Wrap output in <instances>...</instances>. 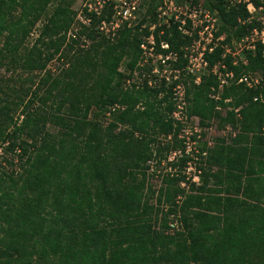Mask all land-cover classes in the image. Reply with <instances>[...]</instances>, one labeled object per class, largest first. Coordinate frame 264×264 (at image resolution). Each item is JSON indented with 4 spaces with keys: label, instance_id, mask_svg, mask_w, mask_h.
<instances>
[{
    "label": "trees",
    "instance_id": "trees-1",
    "mask_svg": "<svg viewBox=\"0 0 264 264\" xmlns=\"http://www.w3.org/2000/svg\"><path fill=\"white\" fill-rule=\"evenodd\" d=\"M75 2L0 0V147L8 144L6 163L14 168L16 155L20 170L0 166V264H264V104L254 101L264 98V59L258 44L235 66L224 49L234 51L233 42L260 24L248 21L246 5L207 0L218 13L217 37H224L208 61L224 63L236 78L257 74L263 84L250 90L234 82L218 104L209 98L215 77L192 87L190 114L203 127L215 120L237 134L229 143L218 138L199 186L186 193L182 178L167 177L154 190L148 162L155 151L162 159L180 145L157 139L176 130L172 105L168 95L125 90L119 69L136 67L150 34L143 26L158 5L114 39L90 30L92 45L81 50L67 41ZM252 2L264 11L263 0ZM111 10L94 18V27ZM160 31L157 42L182 54L189 39L177 26ZM54 61L64 68L50 70ZM114 104L126 110L104 126ZM176 220L181 230L171 232Z\"/></svg>",
    "mask_w": 264,
    "mask_h": 264
},
{
    "label": "built area",
    "instance_id": "built-area-1",
    "mask_svg": "<svg viewBox=\"0 0 264 264\" xmlns=\"http://www.w3.org/2000/svg\"><path fill=\"white\" fill-rule=\"evenodd\" d=\"M223 1L229 8L246 5L250 14L248 21L255 19L260 24L259 28L252 30L242 40L233 42L234 51L225 47V54L234 56L233 65L235 66L238 60L246 64L244 52H255L257 45L260 44L264 59L263 8L257 9L252 0ZM206 2L207 0H156L158 5L156 18L143 26H150V34L144 38L140 46L141 55L136 67L133 70H127L125 66L119 69L126 75L125 90L147 89L158 92L159 98L169 96L172 105L170 119L176 130L169 134L159 133L157 139L163 146L170 144L173 147L175 142L180 145L166 151L162 159L157 158L154 147L153 159L148 162V174L160 180L161 184L167 177L182 178L179 186L186 193L190 191L192 185L201 184L210 151L217 144L211 138L213 126H218V123L213 120L208 127H203L200 118L190 114L189 90L200 86L205 78L215 77L218 85L211 88L209 98L218 104L222 100L224 90L234 82L250 90L260 89L263 84V78L257 74L244 73L236 78L233 71H229L224 63L213 66L210 64L207 56L215 52L224 37H217L218 13L207 6ZM149 5V0H84L80 8L75 10V20L67 34V41L77 42L76 49L87 50L93 42L88 37V33L93 29L100 36L114 39L122 28H135ZM109 7L112 9L110 14L94 27V18L101 19ZM174 26H177L183 37L189 39V43L182 48V54L171 51L167 42L160 40L158 43L156 40L158 29H161L158 33L161 37L165 30H170ZM254 101L264 104L262 96L254 98ZM225 103H229V100H225ZM125 110L126 107L122 104L109 106L102 123L104 126H109L112 117ZM216 111L224 112L219 105L216 106ZM238 111L239 109L235 110V113ZM124 129V126H118V131ZM236 134L237 131L227 125L219 132L218 138L229 143ZM135 137H139V134L135 133ZM7 145L0 147V166L17 174L20 171L17 156L15 155L14 168H10L6 163V159L12 158V154L5 149ZM19 153V149L15 150V154ZM182 160H185L183 164ZM182 199L183 197H178L177 202L179 203ZM169 226L171 232L181 230V224L177 220L171 222Z\"/></svg>",
    "mask_w": 264,
    "mask_h": 264
},
{
    "label": "rangeland",
    "instance_id": "rangeland-1",
    "mask_svg": "<svg viewBox=\"0 0 264 264\" xmlns=\"http://www.w3.org/2000/svg\"><path fill=\"white\" fill-rule=\"evenodd\" d=\"M84 0H76L75 4H74V11L75 10H78L80 8V6L82 5ZM264 2V0H263ZM149 4L152 5V4H156V0H149ZM36 35H37V32H34L32 37H31V41H33L35 38H36ZM246 44V43H244ZM239 52H240V49H239ZM59 69H63V65L62 63L58 62V61H54L52 64H51V67H50V70L52 71H56ZM0 73H4V70L1 69L0 70ZM48 130L53 133V134H59V130L57 128H55L54 126H49L48 127ZM222 129L218 126H213V134L211 136L212 140L214 142H217L218 140V134L219 132L221 131ZM151 188H153L154 190H158L160 187H161V183H160V180L156 179L155 177L152 178L151 180Z\"/></svg>",
    "mask_w": 264,
    "mask_h": 264
}]
</instances>
